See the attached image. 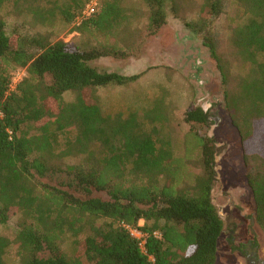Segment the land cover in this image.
<instances>
[{
    "label": "trees",
    "instance_id": "1",
    "mask_svg": "<svg viewBox=\"0 0 264 264\" xmlns=\"http://www.w3.org/2000/svg\"><path fill=\"white\" fill-rule=\"evenodd\" d=\"M88 1L0 0V226L14 224L11 236L0 234V264L10 246L18 264H215L224 222L211 194L219 148L206 130L208 109L188 105L189 128L175 142L165 92L143 112L146 126L100 107L99 87L142 74L93 64L125 57L139 40L132 14L107 0L83 17L76 31L89 47L24 31L26 22H51L55 9L72 22ZM141 1L148 34L169 17L187 22L197 13L186 24L220 74L264 236V0ZM10 5L23 17L21 27L7 29L3 11ZM19 70L24 74L10 89ZM67 91L75 92L70 101ZM123 223L147 232L144 250Z\"/></svg>",
    "mask_w": 264,
    "mask_h": 264
},
{
    "label": "rangeland",
    "instance_id": "2",
    "mask_svg": "<svg viewBox=\"0 0 264 264\" xmlns=\"http://www.w3.org/2000/svg\"><path fill=\"white\" fill-rule=\"evenodd\" d=\"M96 1L95 11L107 0ZM50 2L58 6V4L62 5L63 0H50ZM119 3L132 14L130 25L141 30L140 38L127 50L125 57L118 59L101 57L93 64L100 71H111L125 76L142 74L138 78H127L125 84L122 85L112 84L99 87L97 97L103 113L121 114L123 117L135 115L145 124L143 112L151 108L153 99L162 96L165 92L166 109L169 115L167 124L173 132L172 139L176 142V138L181 139L182 134L189 128V123L183 120L186 107L190 104L206 107L213 119L211 126L206 130L214 137L219 148L215 153L218 178L213 185L215 199L217 203L223 204L225 198L219 196V191L232 193L235 207L229 209V203H226L223 213L238 220L236 233L244 236L250 232L249 219L245 216H254V203L251 191L242 176L243 162L239 137L230 125L224 97L220 92V74L199 37L189 24H186L194 21L197 13L187 15V22L169 17L168 22L156 34H148L145 4L141 0H119ZM3 13L7 29L21 27L23 17L15 16L11 5L7 6ZM83 17L79 15L74 21L68 22L60 16L59 10L55 9V13L50 17L51 22L46 21L39 24L26 22L24 31L39 30L48 33L53 40L78 41L83 46L89 47V44L76 31ZM195 48L201 51L200 68L192 67L197 57ZM186 55L193 58L187 60ZM19 71L21 76L23 70ZM74 96L75 92L67 91L63 94V99L70 101ZM259 138V145L262 146L264 138ZM255 229L259 233L258 254L264 257V236L256 225ZM13 232V223L0 226V234L11 236ZM225 236L226 234L219 237L215 264H245L236 255L229 258L224 241ZM3 257L7 264H18L16 251L12 246L6 250Z\"/></svg>",
    "mask_w": 264,
    "mask_h": 264
},
{
    "label": "flooded vegetation",
    "instance_id": "3",
    "mask_svg": "<svg viewBox=\"0 0 264 264\" xmlns=\"http://www.w3.org/2000/svg\"><path fill=\"white\" fill-rule=\"evenodd\" d=\"M195 52L197 53V57H195L192 67L200 68V63L202 61L200 60L199 56L201 54V51L199 48H195ZM191 58L193 57H191L190 55H186L187 60H190ZM204 108L207 110L206 107ZM211 194L212 197H214L213 203L218 209V213L220 214L224 222L221 235L226 234L224 241L229 258H232L234 255H236L237 257L241 258L245 264H264V257L258 254L259 246L257 239L259 233L255 229L253 215L245 216L249 219L250 232H247V234H244V236H239L238 233H236L238 220L230 217L227 213H223V209L226 203H229V209L235 207L232 193H225L223 190L219 191V196L225 198V202L223 204H219L216 202V194H214L213 188L211 189ZM247 235L249 237H247Z\"/></svg>",
    "mask_w": 264,
    "mask_h": 264
},
{
    "label": "built area",
    "instance_id": "4",
    "mask_svg": "<svg viewBox=\"0 0 264 264\" xmlns=\"http://www.w3.org/2000/svg\"><path fill=\"white\" fill-rule=\"evenodd\" d=\"M96 7H97V1L96 0L88 1L82 10V13H81L82 17L83 16L87 17V16H90L91 14H93L95 12ZM23 74H24V72H23ZM22 75L20 76V71L15 72V74L12 77L11 83H10V89H14L17 81L22 77ZM0 116H1V113H0ZM142 224H143L142 220H140L138 223V226H142ZM122 226L129 232V234L133 238H135L137 240L139 248L141 250H144L147 232L141 230L140 228L131 227L130 225L124 224V223L122 224ZM153 235L155 237L160 236L159 233H157V232H153Z\"/></svg>",
    "mask_w": 264,
    "mask_h": 264
}]
</instances>
